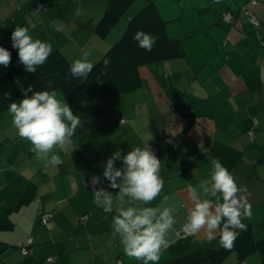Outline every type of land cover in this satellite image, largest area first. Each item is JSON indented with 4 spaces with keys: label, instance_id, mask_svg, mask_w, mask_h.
<instances>
[{
    "label": "crops",
    "instance_id": "1",
    "mask_svg": "<svg viewBox=\"0 0 264 264\" xmlns=\"http://www.w3.org/2000/svg\"><path fill=\"white\" fill-rule=\"evenodd\" d=\"M154 1L169 36L182 40L185 55L140 66L139 87L122 94L69 104L59 93L81 121L70 143L56 149L61 165L39 159L17 135L8 110L0 114V220L7 222L0 229V264H141L125 255L112 231L115 209L104 213L93 204L90 180L100 175L96 187L116 194L103 177L106 160L118 149L126 153L146 143L161 160L164 182L149 206L167 197L166 206L176 209L167 234L170 246L161 250L159 264L220 247L218 238L207 242L183 233L191 207L186 190L209 178L210 150L217 144L245 152L231 171L237 184L246 186L252 209L242 222L255 225V239L264 236V0ZM38 2L46 9L38 12ZM106 5L107 0H0V46L11 52L0 78L8 74L22 84L28 73L12 47L16 27L28 28L33 38L51 43L71 61L89 52L95 63L121 38L132 10L101 37L95 29ZM54 24L63 31H55ZM44 214L52 216L47 223ZM20 245L31 252L22 254ZM232 255L220 264H239ZM260 260L255 252L244 262Z\"/></svg>",
    "mask_w": 264,
    "mask_h": 264
},
{
    "label": "clouds",
    "instance_id": "2",
    "mask_svg": "<svg viewBox=\"0 0 264 264\" xmlns=\"http://www.w3.org/2000/svg\"><path fill=\"white\" fill-rule=\"evenodd\" d=\"M53 28L63 31L59 25L54 24ZM133 39L139 48L148 52L155 43V37L143 30H138ZM11 41L12 47L18 50L19 62L28 73H36L53 52L51 43L33 38L26 27H16ZM89 55L84 52L82 58L70 61L68 71L72 78L83 80L92 72L95 65L89 61ZM10 62V50L0 46V66L7 67ZM104 64L108 65L109 60ZM29 92L30 95L24 93L22 99L8 105L12 124L17 135L31 145V151L39 159L59 166L63 160L56 149L63 150L70 143L81 124L80 118L56 90L33 92L30 88ZM117 161H121L120 167ZM211 166L208 179L186 190L191 207L183 230L188 235H202L207 242L218 238L221 247L231 249L239 231L247 230L242 216L252 215L247 188L237 184L234 175L219 159H212ZM160 168L161 160L146 143L126 153L118 149L106 160L103 177L108 181V188L118 189L116 194L96 187L101 183L100 175L90 180L93 204L104 213H112L115 209L112 231L119 236L125 255L141 264H159L161 250L170 246L167 234L176 223V209L166 206L167 197L159 205L149 206L163 188Z\"/></svg>",
    "mask_w": 264,
    "mask_h": 264
},
{
    "label": "trees",
    "instance_id": "3",
    "mask_svg": "<svg viewBox=\"0 0 264 264\" xmlns=\"http://www.w3.org/2000/svg\"><path fill=\"white\" fill-rule=\"evenodd\" d=\"M133 2L134 0H107L105 12L96 25V33L101 37H107ZM229 22L234 23V19L232 18ZM166 25L167 20L163 17L157 3L151 0L128 21L121 38L93 63L95 67L86 79L71 77L68 71L71 60L58 49L51 53L36 73H27L22 84H17L8 74L1 77L0 114L8 110V105L16 101L20 94L30 95V88L33 92L54 89L58 94H63L69 104H77L98 96L122 94L139 87L140 83L139 85L137 83L141 81L138 72L140 66L185 55L182 40L169 36ZM138 30H143L155 37V43L150 52L139 48L133 39V35ZM105 60H109L108 65L104 64ZM210 152L230 172L245 154L243 150L228 144H217L211 148ZM243 223L247 225V230L239 231L231 249H224L221 246L200 249L163 264H220L230 252H236L239 264L251 254L258 252L261 255L260 264H264V236L255 239V225ZM6 225L5 219L0 220V229ZM23 247L28 248L29 253L31 252L28 246L20 245L21 252ZM118 264L125 263L119 261ZM244 264L248 263L244 262Z\"/></svg>",
    "mask_w": 264,
    "mask_h": 264
},
{
    "label": "built area",
    "instance_id": "4",
    "mask_svg": "<svg viewBox=\"0 0 264 264\" xmlns=\"http://www.w3.org/2000/svg\"><path fill=\"white\" fill-rule=\"evenodd\" d=\"M46 5H44V4H41L40 2H38V4H37V10L39 11V10H41V9H46ZM251 17V20H252V22L254 23V24H258L259 23V21L257 20V18H255L254 16H250ZM224 19L225 20H227V21H230L231 20V15H229V14H225L224 15ZM51 218V215H49V214H44L43 216H42V221L44 222V223H47L48 222V220ZM83 219H85L86 218V215H84L83 217H82ZM184 233V235H188V234H186L185 232H183ZM32 242V239H30L29 240V244ZM22 252H23V254H28L29 253V249L28 248H26V247H23L22 248Z\"/></svg>",
    "mask_w": 264,
    "mask_h": 264
},
{
    "label": "rangeland",
    "instance_id": "5",
    "mask_svg": "<svg viewBox=\"0 0 264 264\" xmlns=\"http://www.w3.org/2000/svg\"><path fill=\"white\" fill-rule=\"evenodd\" d=\"M142 3V4H141ZM145 4H143V1L141 2L140 1V3H139V1L137 0L136 1V4H135V6L133 7L132 6V10L130 11L131 13H130V16H129V14H128V17H126L128 20H127V23H128V21L132 18V16L138 11V10H140L143 6H144ZM131 17V18H130ZM125 20V19H124ZM127 27V26H126ZM126 29V28H125ZM231 254H233L232 256H236V255H234V254H236V252L235 253H232V252H230ZM230 253H228L227 254V256H226V258H228V257H230L231 256V254ZM258 255V254H257ZM232 258H234V257H232ZM229 260V259H228ZM260 263V261L257 263V264H259Z\"/></svg>",
    "mask_w": 264,
    "mask_h": 264
}]
</instances>
